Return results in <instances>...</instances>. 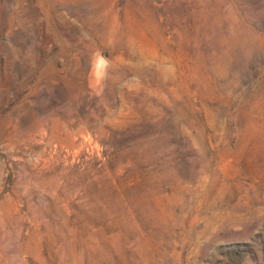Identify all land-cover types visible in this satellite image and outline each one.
<instances>
[{
	"label": "rangeland",
	"instance_id": "obj_1",
	"mask_svg": "<svg viewBox=\"0 0 264 264\" xmlns=\"http://www.w3.org/2000/svg\"><path fill=\"white\" fill-rule=\"evenodd\" d=\"M0 264H264V0H0Z\"/></svg>",
	"mask_w": 264,
	"mask_h": 264
}]
</instances>
